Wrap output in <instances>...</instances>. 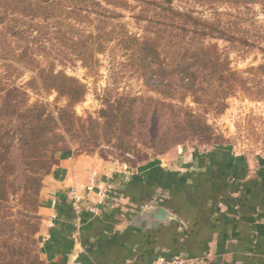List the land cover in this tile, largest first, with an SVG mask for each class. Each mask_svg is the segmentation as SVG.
<instances>
[{
  "label": "rangeland",
  "instance_id": "374dc122",
  "mask_svg": "<svg viewBox=\"0 0 264 264\" xmlns=\"http://www.w3.org/2000/svg\"><path fill=\"white\" fill-rule=\"evenodd\" d=\"M166 7L225 36L196 35L192 19L174 27ZM148 40H157L155 58L141 49ZM194 42L213 45L219 57L187 81L179 48ZM64 76L80 84L79 100L61 92ZM162 103L182 113L168 147L152 138ZM34 106L60 120L54 140L73 155L136 168L170 149L224 146L261 168L264 0H0V264H43L39 206L60 157L41 170L40 184L27 176L20 130ZM112 106L121 115L109 126L103 113ZM64 108L81 121L62 119ZM90 119L100 124L91 128Z\"/></svg>",
  "mask_w": 264,
  "mask_h": 264
},
{
  "label": "crops",
  "instance_id": "0c3cea01",
  "mask_svg": "<svg viewBox=\"0 0 264 264\" xmlns=\"http://www.w3.org/2000/svg\"><path fill=\"white\" fill-rule=\"evenodd\" d=\"M90 177L115 187L108 199L99 203L87 192ZM43 194V264H71L78 247L96 264H148L175 255L196 264H264V164L237 158L228 147L174 148L136 168L70 151ZM151 205L178 220L154 224Z\"/></svg>",
  "mask_w": 264,
  "mask_h": 264
},
{
  "label": "trees",
  "instance_id": "16d2710c",
  "mask_svg": "<svg viewBox=\"0 0 264 264\" xmlns=\"http://www.w3.org/2000/svg\"><path fill=\"white\" fill-rule=\"evenodd\" d=\"M172 13L173 22L171 23L174 27L181 25L182 23H190L189 20L192 19L193 28L192 32L201 35H206L209 32H213L214 30H218L221 32L223 36H225V32L218 29V27H214L213 24L208 20H201L193 18L190 13H183L179 10H176L172 7H166L165 13ZM164 13V14H165ZM184 30L186 28L184 27ZM228 37V36H227ZM157 40L152 42L151 40L145 41L142 44L141 49L146 50V55H152L157 57ZM180 50H183L186 53V56L182 57L178 60L179 65L178 68L182 69L184 74L182 75L183 79H187V81L193 78L197 70L203 68H209L214 64H217L216 60L218 59V55L215 53L213 45H204L203 43H188V45H180ZM161 68V67H160ZM194 68V69H193ZM162 74L165 72L164 69L161 70ZM53 79L54 76H51ZM62 83L61 92H66L68 90V94L72 96L74 100H79L82 95V89L80 84H72L74 83V79L71 77L64 76ZM190 83H193L190 82ZM66 94V93H64ZM131 100V99H130ZM135 100V98H134ZM138 100V98H136ZM144 104V103H143ZM34 107H28L25 111V121L22 125L21 132V140L24 142L25 147V166L27 167L26 172L27 176H32V180L35 183L40 184V179L42 176L41 170L46 168L48 164L52 163V159L54 155L64 158L67 157L70 153V149L68 147H61L58 143L59 141H55V138H60L61 134L57 133L56 124L59 123V119L54 118L53 114L48 113L44 114V109L39 108L35 109ZM141 108V107H140ZM118 112V115H117ZM119 110L114 111V107L112 106V111L103 113H110L106 116V124L109 126H113L117 123V118L120 117ZM60 115H62V119L64 116H67L69 121L70 119H80L76 117L73 113L67 112L66 109H61L59 111ZM70 113V114H69ZM154 119L156 120L155 131L152 134V138H157L159 145L163 147H168L172 145L170 138L172 135L177 134L178 128L180 127L182 120L180 111L178 109L173 108V106L162 103L159 108H154ZM81 121V119H80ZM122 121V120H121ZM90 122V125H89ZM89 122H86L91 128H94L95 125L100 124L96 119H90ZM119 122V121H118ZM85 121L80 123L81 128L85 127ZM155 125V122H154ZM84 129V128H83ZM97 137V135H95ZM152 139V140H154ZM53 142L54 145L52 147L48 146ZM52 151L51 155H49V151ZM10 167V165H9ZM37 172V176L33 173ZM41 172V173H40ZM38 188V187H37ZM12 264H24L22 261L12 263ZM27 264H33L32 261Z\"/></svg>",
  "mask_w": 264,
  "mask_h": 264
},
{
  "label": "built area",
  "instance_id": "2783aa9c",
  "mask_svg": "<svg viewBox=\"0 0 264 264\" xmlns=\"http://www.w3.org/2000/svg\"><path fill=\"white\" fill-rule=\"evenodd\" d=\"M86 190L87 192H92L96 194V196L98 197V202L101 203L110 197V195L115 190V187L110 184L98 186L96 177H90L86 185ZM69 192L72 195V199L74 200V202H77L78 198L73 196L74 195L73 191H69ZM55 204H56V201L55 199H53L51 201V206L54 207ZM197 262L198 260L195 258L186 257L184 255H175L169 258L160 256L148 264H196Z\"/></svg>",
  "mask_w": 264,
  "mask_h": 264
},
{
  "label": "water",
  "instance_id": "95a60500",
  "mask_svg": "<svg viewBox=\"0 0 264 264\" xmlns=\"http://www.w3.org/2000/svg\"><path fill=\"white\" fill-rule=\"evenodd\" d=\"M149 207L147 212L149 215L154 216V224L157 222H170L171 220H178V218L164 206L151 205ZM69 261L71 264H96L88 253L80 247L76 248L69 256Z\"/></svg>",
  "mask_w": 264,
  "mask_h": 264
}]
</instances>
